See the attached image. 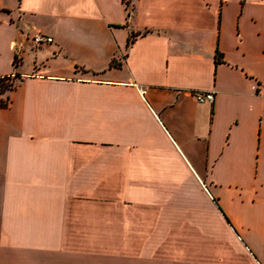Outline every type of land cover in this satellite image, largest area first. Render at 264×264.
<instances>
[{
  "label": "crops",
  "instance_id": "crops-1",
  "mask_svg": "<svg viewBox=\"0 0 264 264\" xmlns=\"http://www.w3.org/2000/svg\"><path fill=\"white\" fill-rule=\"evenodd\" d=\"M0 10V264H264V0Z\"/></svg>",
  "mask_w": 264,
  "mask_h": 264
},
{
  "label": "trees",
  "instance_id": "trees-1",
  "mask_svg": "<svg viewBox=\"0 0 264 264\" xmlns=\"http://www.w3.org/2000/svg\"><path fill=\"white\" fill-rule=\"evenodd\" d=\"M126 2L128 0H125ZM132 37L134 36L133 33L131 35ZM132 37H130V43L131 41H133V39H131ZM223 60V54L222 53H217V63L221 62ZM14 63L16 64V60L14 61ZM12 78H14L15 82H11V83H6L7 80H12ZM18 85V81H17V74L14 75H5L0 77V106L1 107H6L9 105L10 102V97L8 95V93L10 91H12L13 89H15ZM6 96H2L5 95Z\"/></svg>",
  "mask_w": 264,
  "mask_h": 264
},
{
  "label": "built area",
  "instance_id": "built-area-1",
  "mask_svg": "<svg viewBox=\"0 0 264 264\" xmlns=\"http://www.w3.org/2000/svg\"><path fill=\"white\" fill-rule=\"evenodd\" d=\"M33 41L36 44H41L44 42L49 43L53 41V38L49 35L39 32L33 36ZM196 97L200 103H213L215 100V94L212 91L198 93Z\"/></svg>",
  "mask_w": 264,
  "mask_h": 264
},
{
  "label": "rangeland",
  "instance_id": "rangeland-1",
  "mask_svg": "<svg viewBox=\"0 0 264 264\" xmlns=\"http://www.w3.org/2000/svg\"><path fill=\"white\" fill-rule=\"evenodd\" d=\"M4 15H6V14L4 13V11L0 10V18H2V16H4ZM7 18H9V17H7ZM0 35H1V34H0ZM3 52H5V48H4V46H3L2 39H1V37H0V53H3ZM11 82H15L14 78H12V80H7V81H6V83H11Z\"/></svg>",
  "mask_w": 264,
  "mask_h": 264
}]
</instances>
